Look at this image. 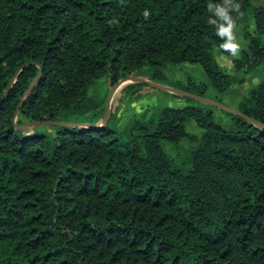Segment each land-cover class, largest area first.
<instances>
[{
    "label": "trees",
    "instance_id": "obj_1",
    "mask_svg": "<svg viewBox=\"0 0 264 264\" xmlns=\"http://www.w3.org/2000/svg\"><path fill=\"white\" fill-rule=\"evenodd\" d=\"M209 2L223 0H0V264H264V80L237 108L262 126L186 98L121 129L113 109L104 123L108 97L90 95L102 76L143 70L172 85L182 63L222 96L243 86L264 69V6L231 0L234 33L242 12L256 30L233 57ZM44 122L86 126L25 128Z\"/></svg>",
    "mask_w": 264,
    "mask_h": 264
},
{
    "label": "rangeland",
    "instance_id": "obj_2",
    "mask_svg": "<svg viewBox=\"0 0 264 264\" xmlns=\"http://www.w3.org/2000/svg\"><path fill=\"white\" fill-rule=\"evenodd\" d=\"M253 4L256 6H264V0H253ZM238 26V32L235 35L241 45L239 50L240 55L241 51L246 48V43L244 40L246 31H250L252 34H255L256 30L255 24L249 20V17L245 12L241 13ZM214 55L224 70H226L231 75L235 74V65L231 59L225 56L218 49L214 51ZM222 56L226 57V59H221ZM166 74L173 82L172 85H167L169 87L176 88L179 85L186 86L194 83H207L209 85V94L207 98H213V100L216 98L215 100H221L222 103L233 108H238L239 103L247 96L249 89L264 80V69L259 68L256 72L245 76L246 81L243 86L233 87V89L228 91L225 96H222L218 90L213 87V85L208 80L206 73L198 64L182 63L178 65H171ZM137 75L147 77L150 76L151 73L149 71L143 70L137 73ZM126 77H130V75ZM138 84L139 85L128 83L118 88L113 95L111 109H113L121 118V122L119 124L121 129H123L131 121L149 116L151 114L150 112L156 108H181L191 105V103L182 96L168 94L156 90L153 87L143 83ZM116 86L117 84L112 85L110 76H102L91 89L90 95L97 97L107 96L109 98L111 92ZM228 94L231 98L227 96ZM215 114L217 121L221 124H227L230 121V118L220 111L216 110ZM186 131L188 133H194L198 135L201 133V130L195 123H188L186 126ZM165 148L167 154L173 158V146L170 144H165Z\"/></svg>",
    "mask_w": 264,
    "mask_h": 264
},
{
    "label": "water",
    "instance_id": "obj_3",
    "mask_svg": "<svg viewBox=\"0 0 264 264\" xmlns=\"http://www.w3.org/2000/svg\"><path fill=\"white\" fill-rule=\"evenodd\" d=\"M27 65L28 64L23 65L19 69V71L16 73V75L12 78L9 87H11L13 84H15L18 74ZM38 79H39V77L32 84L29 92L34 88V86H35L36 82L38 81ZM128 83H131V84L143 83V84H146V85H149V86L153 87L156 90H159V91H162V92H165V93H168V94L182 96L184 98H191V99H194V100H196L198 102H201L203 104L210 105V106L219 108L221 110H224L226 112H229V113H232V114L241 116V117L247 119L252 124H256V125L262 126L259 122H257L255 120L247 117L246 115H244L237 108H233V107L227 106V105H225L222 102H219V101H216V100H213V99L204 97V96H200V95H197V94H193V93H190V92H187V91H183V90H180V89H177V88H174V87H169L167 85H164V84H161V83L156 82L154 80H151V79H149L147 77L139 76V75H134V76L126 77V78H124V79H122V80L119 81V83L117 84V86L115 87V89L111 92V94H110V96L108 98V104H107L106 116H105V119H104V123H106L107 120H108V118H109V115H110V112H111L112 98H113L114 93L116 92V90L118 88H120V87H122V86H124V85H126ZM24 100L22 101V104H23ZM17 114H18V112H17ZM50 123L51 124H57V125L77 126V127L86 126V125H83V124L59 123V122H57V123L56 122H44V123H29V124L25 125V128L31 129V128L35 127V126L47 125V124H50Z\"/></svg>",
    "mask_w": 264,
    "mask_h": 264
},
{
    "label": "clouds",
    "instance_id": "obj_4",
    "mask_svg": "<svg viewBox=\"0 0 264 264\" xmlns=\"http://www.w3.org/2000/svg\"><path fill=\"white\" fill-rule=\"evenodd\" d=\"M239 7L238 3H232L231 0H223L222 4H213L211 2L208 4L209 12L214 14V16H209L208 23L215 25V31L219 37L225 38L219 44V47L229 52L233 57L239 55L241 45L234 33L235 19L231 12L238 10ZM143 15L148 17L149 10L145 9ZM221 59H226V57L222 56Z\"/></svg>",
    "mask_w": 264,
    "mask_h": 264
},
{
    "label": "crops",
    "instance_id": "obj_5",
    "mask_svg": "<svg viewBox=\"0 0 264 264\" xmlns=\"http://www.w3.org/2000/svg\"><path fill=\"white\" fill-rule=\"evenodd\" d=\"M227 96H228V97H230V95H229V94H228ZM230 98H231V97H230Z\"/></svg>",
    "mask_w": 264,
    "mask_h": 264
}]
</instances>
